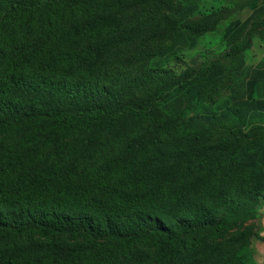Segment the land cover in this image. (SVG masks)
<instances>
[{
	"label": "trees",
	"instance_id": "obj_1",
	"mask_svg": "<svg viewBox=\"0 0 264 264\" xmlns=\"http://www.w3.org/2000/svg\"><path fill=\"white\" fill-rule=\"evenodd\" d=\"M153 2L0 0V264H258L241 229L264 207V69L188 116L221 80L152 57L212 27ZM250 22L225 27L237 74Z\"/></svg>",
	"mask_w": 264,
	"mask_h": 264
},
{
	"label": "rangeland",
	"instance_id": "obj_2",
	"mask_svg": "<svg viewBox=\"0 0 264 264\" xmlns=\"http://www.w3.org/2000/svg\"><path fill=\"white\" fill-rule=\"evenodd\" d=\"M163 2L165 6H168L170 2L188 5L192 13L190 20L206 21L212 27L200 36L187 37L180 42L177 39L173 50L168 48L167 54L152 57L158 65L172 67L177 73L183 74L189 68L202 67L206 68L205 80L211 81L215 78L221 80L220 83H213L209 88L200 91L199 104L197 106L195 103L189 104L188 116H193L199 110L219 113L234 102L240 101L246 93V83L250 75L257 68L264 69V0H163ZM153 5L154 9L145 11L149 16L159 15L158 7H163L161 0H154ZM211 6H215L223 13L219 12L218 16H212ZM134 10L140 13L145 10V6L141 5ZM249 19L262 22V24L256 28L252 26V22L249 23L246 29L247 48L243 52L245 53L244 64L241 72L237 74L234 68L239 64L241 56L233 59L227 56L225 27L228 23L232 25L244 23ZM172 42L173 39L170 38L168 43L172 44ZM258 87L260 94L256 99L264 108V95L262 94L264 81ZM190 88V85L185 84L183 89L174 90L172 99L175 100V104L181 101L184 105L188 103V97L192 92ZM245 229L260 233L259 237H261L253 240L255 248L253 257L258 264H264V207L260 216L242 226L241 230Z\"/></svg>",
	"mask_w": 264,
	"mask_h": 264
},
{
	"label": "crops",
	"instance_id": "obj_3",
	"mask_svg": "<svg viewBox=\"0 0 264 264\" xmlns=\"http://www.w3.org/2000/svg\"><path fill=\"white\" fill-rule=\"evenodd\" d=\"M264 237V236H263ZM263 241H264V239H263Z\"/></svg>",
	"mask_w": 264,
	"mask_h": 264
}]
</instances>
